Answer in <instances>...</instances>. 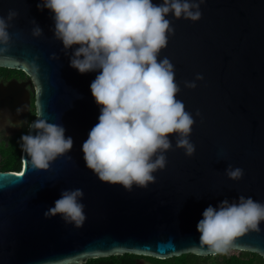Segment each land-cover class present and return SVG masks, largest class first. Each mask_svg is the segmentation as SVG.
I'll list each match as a JSON object with an SVG mask.
<instances>
[{"label":"water","instance_id":"95a60500","mask_svg":"<svg viewBox=\"0 0 264 264\" xmlns=\"http://www.w3.org/2000/svg\"><path fill=\"white\" fill-rule=\"evenodd\" d=\"M0 67V264L264 259V0H0Z\"/></svg>","mask_w":264,"mask_h":264},{"label":"flooded vegetation","instance_id":"af4514ba","mask_svg":"<svg viewBox=\"0 0 264 264\" xmlns=\"http://www.w3.org/2000/svg\"><path fill=\"white\" fill-rule=\"evenodd\" d=\"M8 69V68H6ZM7 71L4 69H0V83L7 84L10 81H17L19 83H25V88L29 92V105L25 112H21L17 117V112H7L5 110H0V161L2 160V152L1 149H5L9 146V144H13L14 147H17L20 142H22V148L24 145L26 129L29 125V122L35 115V107H34V87L28 82L29 77L19 71ZM17 117L16 121L11 120L10 116ZM22 152V150H21ZM21 167V163H20ZM1 170V169H0ZM122 255V254H121ZM241 255V252H239ZM179 256V255H178ZM157 259L154 257H144V259L149 262H154L157 264H176L171 258ZM225 257H229L228 254ZM221 256L213 255L210 257H201L199 260L201 264H217L218 260H220ZM142 260L141 256H136L133 259H127L126 262L122 261L123 264H139ZM101 264H109V263H101Z\"/></svg>","mask_w":264,"mask_h":264},{"label":"trees","instance_id":"16d2710c","mask_svg":"<svg viewBox=\"0 0 264 264\" xmlns=\"http://www.w3.org/2000/svg\"><path fill=\"white\" fill-rule=\"evenodd\" d=\"M0 69H4L7 71L14 70V69L2 68V67H0ZM15 71H19V70H15ZM21 150H22V142H20L17 147H14L13 144L11 143L7 148L5 149L2 148L1 149L2 160L0 161V169L19 171L20 163H21L20 160ZM228 251H232V252L228 254L225 251L222 253L215 254L216 257L217 256L223 257L220 260H218L217 264H264V259L257 253H252L248 251H238L233 249H229ZM239 252H241V255H239ZM227 254L229 257H225L227 256ZM136 256L138 255L124 253L122 255H111L106 257L91 258L82 264H101L102 262L103 263L107 262L109 264H123L122 261L126 262L127 259H133ZM210 256L213 255L199 256L193 253H185L179 256H174L171 259L176 264H201L199 260L201 257H210Z\"/></svg>","mask_w":264,"mask_h":264},{"label":"rangeland","instance_id":"374dc122","mask_svg":"<svg viewBox=\"0 0 264 264\" xmlns=\"http://www.w3.org/2000/svg\"><path fill=\"white\" fill-rule=\"evenodd\" d=\"M231 252H232V251H228V250H226V253H228V254L231 253ZM236 253H237V252H236Z\"/></svg>","mask_w":264,"mask_h":264}]
</instances>
